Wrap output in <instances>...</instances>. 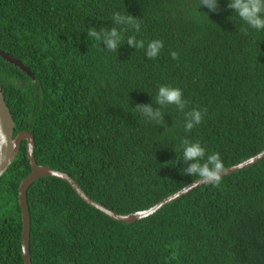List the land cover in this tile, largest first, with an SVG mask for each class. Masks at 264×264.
<instances>
[{
	"label": "trees",
	"instance_id": "obj_1",
	"mask_svg": "<svg viewBox=\"0 0 264 264\" xmlns=\"http://www.w3.org/2000/svg\"><path fill=\"white\" fill-rule=\"evenodd\" d=\"M218 3L213 12L200 0H0V50L35 74L0 56L15 135L31 131L40 165L68 173L121 214L197 179L184 174L185 137L218 152L224 168L256 155L264 149V30L250 28L229 0ZM116 12L139 18L141 29L109 52L87 31H110ZM133 34L145 49L126 43ZM153 40L164 47L149 59ZM162 85L182 89L185 111L206 108L204 121L185 132L174 105L162 108L167 128L137 112V104L161 107ZM30 173L23 141L0 178V264H25L18 198ZM28 203L33 264H264V158L132 224L58 177L36 180Z\"/></svg>",
	"mask_w": 264,
	"mask_h": 264
},
{
	"label": "clouds",
	"instance_id": "obj_2",
	"mask_svg": "<svg viewBox=\"0 0 264 264\" xmlns=\"http://www.w3.org/2000/svg\"><path fill=\"white\" fill-rule=\"evenodd\" d=\"M206 6L211 11H217L219 7L218 0H200V7ZM229 9L234 10L237 16L246 22V24L255 30H264V0H229L227 5ZM112 20L117 25L109 31L106 28L97 31L95 28L88 29V37L99 44L103 42L109 52L117 51L124 39V33L134 29L136 33L140 32L142 21L131 14L116 12ZM246 31V30H245ZM127 44L137 49H145V41L137 40L135 34L128 36ZM164 47L162 40H153L147 44L145 55L149 59H155ZM170 56L174 60L179 59V53L171 51ZM155 103L161 107L154 109L150 104H137L135 109L148 121L156 125L167 128L164 121V112L162 108L167 105H174L179 112L184 114L185 132H191L195 127L204 121L207 115V109L193 108L185 111L188 101L183 97L182 89L162 85L159 87L155 97ZM9 144L7 134L0 126V153L3 152ZM182 161H184V174L196 177L193 183H207L218 186L222 180V174L225 171L224 164L218 152L208 153L207 149L199 141L193 142L185 137L182 142ZM178 163H180V161Z\"/></svg>",
	"mask_w": 264,
	"mask_h": 264
},
{
	"label": "water",
	"instance_id": "obj_3",
	"mask_svg": "<svg viewBox=\"0 0 264 264\" xmlns=\"http://www.w3.org/2000/svg\"><path fill=\"white\" fill-rule=\"evenodd\" d=\"M0 56L6 59L7 61L19 66L22 70L26 71L31 77H35L34 72L26 66L20 59L16 58L10 53L0 50ZM0 126L3 127L5 133L7 134L9 144L6 148H4L3 152L0 153V178L3 174L9 169V167L14 162L17 157L20 148L22 146L23 141L27 142V155L31 166V173L21 182L19 186V204L22 210V222H23V233H22V256L25 264H33L31 257V249H30V237H31V214L28 203V189L29 187L39 178L42 177H58L66 182H68L72 188L76 191V193L89 205L94 208L100 210L111 218L125 222L127 224H132L140 219H143L164 205L176 200L180 196L188 193L192 189H194L198 185H202L204 183H190L180 190L174 192L173 194L167 196L166 198L158 201L155 205L149 207L148 209L139 210L129 214H121L116 212L104 204L95 201L86 192L83 188L78 184V182L73 179L68 173L53 169L46 165H40L35 158V135L31 131H21L17 135H15V120L13 118V114L10 110L9 105L7 104L3 89H2V81L0 77ZM264 158V149L257 153L256 155L239 162L235 165L225 168L223 176L232 174L234 172L240 171L241 169L252 165L253 163Z\"/></svg>",
	"mask_w": 264,
	"mask_h": 264
}]
</instances>
